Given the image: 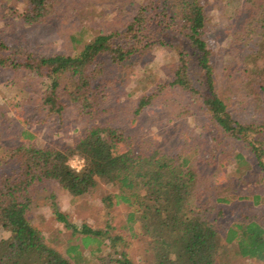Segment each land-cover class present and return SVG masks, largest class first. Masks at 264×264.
I'll return each mask as SVG.
<instances>
[{
    "label": "trees",
    "instance_id": "obj_1",
    "mask_svg": "<svg viewBox=\"0 0 264 264\" xmlns=\"http://www.w3.org/2000/svg\"><path fill=\"white\" fill-rule=\"evenodd\" d=\"M251 1L255 5L251 2V9L243 11L248 16L244 14L245 24L236 25L234 35L241 37L237 45L246 40L243 47L238 45L242 60L240 88L246 96L256 97L264 92V0ZM25 6L26 20L37 23L55 5L54 0H25ZM243 12L239 10L234 18L240 19ZM208 20L205 0H142L123 30L102 32L73 55L38 56L0 42V66L24 69L48 80L44 101L50 111L61 113L64 109L60 101L63 91L90 117L107 99V57L122 74L152 44L175 51L177 61L171 80L161 81L157 89L143 94L135 115L153 104L161 91L176 87L187 93L191 104L206 112L214 143L209 158L190 146L173 151L150 143L137 149L122 129L94 123L67 147H40L32 139L6 146L1 130L4 109L0 108V226L8 233L0 241V264H86L89 259L84 249L92 244H96L90 249L93 256L104 253L105 247L109 249L107 254L97 256L101 264H135L126 250L118 253L120 235H110L107 229L87 223H72L56 205L57 220L81 243H71L64 251L54 245L51 241L56 237L49 238L29 219L34 202L32 188L48 181L69 191L74 202L97 189L102 181L117 187V192L102 200L112 205L116 198L133 208L128 219L139 225L153 264H219L233 242H237L239 255L264 260V225L255 216L242 214L222 232L217 218L223 212L208 204L211 200L212 204L228 201L224 196L212 197L218 178L206 179L217 171V165L234 163L237 173L243 172L242 166L251 165L246 153L229 149L227 141L248 149L264 174V111L262 119L241 121L233 114L231 97L221 95L213 49L205 39ZM23 134L33 138L28 131ZM75 155L85 161L79 170L69 163ZM112 250L119 257L115 259Z\"/></svg>",
    "mask_w": 264,
    "mask_h": 264
},
{
    "label": "rangeland",
    "instance_id": "obj_2",
    "mask_svg": "<svg viewBox=\"0 0 264 264\" xmlns=\"http://www.w3.org/2000/svg\"><path fill=\"white\" fill-rule=\"evenodd\" d=\"M205 2L209 18L205 39L213 49L215 76L221 95L231 97V109L237 119L244 122L262 119L264 92L256 97H249L240 88L239 71L242 60L238 49L246 40L242 39L239 43L240 35H234L236 25L245 24L246 17L243 16L247 15L245 12L249 7L251 9L253 2ZM141 4L142 0H54L55 6L50 14L40 22L30 23L24 15L25 0H0V42L4 41L12 47H22L24 51L38 56L58 53L73 55L81 51L96 35L123 30L133 20ZM239 10L245 12L236 20L234 16ZM249 21L250 19L247 23ZM255 36L256 34L253 35L254 39ZM105 61L104 76L110 85L107 88V99L99 105L94 117L82 113L63 91L60 101L64 104V109L61 113L50 111L49 104L44 101L48 80L24 69L0 66V108L4 109L1 130L4 145H16L32 139L40 147H67L74 144L91 124L101 123L122 129L132 137L137 149L150 143V146L173 151L190 146L205 152L204 156L209 158V149L214 143L208 115L196 103L191 104L192 100L186 92L176 87L164 89L153 104L147 106L141 114L135 115L143 94L157 89V83L171 80L177 61L175 51H169L157 43L152 44L136 64L128 67L127 72L122 74L120 67L112 64L109 57ZM24 131H28L33 138H25ZM226 143L229 149L246 153L251 165L242 166L243 172L238 173L234 163L217 165V171L215 169L214 174L206 177L209 180L218 178L219 181L212 191V197L224 196L228 199L226 202L215 201L213 204L212 200L208 201L210 206L223 212L217 218L218 229L224 232L239 221L242 214L255 216L264 225V174L258 168L255 157L242 144L236 141ZM221 152L223 150L219 155L223 157ZM4 154L6 152L2 157ZM77 157L80 156L75 155L69 163L80 169L81 163ZM117 190V187L102 181L97 189L74 202L69 191L56 182L48 181L32 188L34 202L29 219L46 236L51 239L56 237L51 242L63 251L71 243H81L80 239L72 236L70 229L57 220L54 214L56 205L69 216L72 223H87L93 228L107 229L110 235H120L122 239L116 247L118 253L126 250L135 264H153V257L147 251V243L140 236L139 225L128 219L133 208L127 203L117 202L116 198L112 199V205L102 200L103 196ZM211 215L218 216L216 213ZM7 237L8 233L0 226V241ZM91 247H96V244L84 249L89 259L86 264H101L97 256L107 254L109 249L105 247L104 253L98 252L93 256L90 255ZM228 249L227 254L219 259V264H264V260L239 255L237 242L230 244ZM118 253L112 250L115 259L119 257Z\"/></svg>",
    "mask_w": 264,
    "mask_h": 264
},
{
    "label": "built area",
    "instance_id": "obj_3",
    "mask_svg": "<svg viewBox=\"0 0 264 264\" xmlns=\"http://www.w3.org/2000/svg\"><path fill=\"white\" fill-rule=\"evenodd\" d=\"M77 159L79 160V162L81 163V165H80V169L84 166V164H85V161H84V159L83 158H80V157H77Z\"/></svg>",
    "mask_w": 264,
    "mask_h": 264
},
{
    "label": "clouds",
    "instance_id": "obj_4",
    "mask_svg": "<svg viewBox=\"0 0 264 264\" xmlns=\"http://www.w3.org/2000/svg\"><path fill=\"white\" fill-rule=\"evenodd\" d=\"M79 170V169H78Z\"/></svg>",
    "mask_w": 264,
    "mask_h": 264
}]
</instances>
